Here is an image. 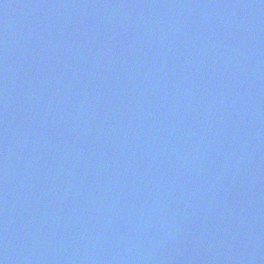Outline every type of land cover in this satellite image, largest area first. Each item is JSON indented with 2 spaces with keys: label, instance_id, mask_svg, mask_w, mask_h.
<instances>
[{
  "label": "water",
  "instance_id": "water-1",
  "mask_svg": "<svg viewBox=\"0 0 264 264\" xmlns=\"http://www.w3.org/2000/svg\"><path fill=\"white\" fill-rule=\"evenodd\" d=\"M0 264H264V0H0Z\"/></svg>",
  "mask_w": 264,
  "mask_h": 264
}]
</instances>
